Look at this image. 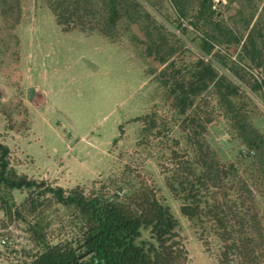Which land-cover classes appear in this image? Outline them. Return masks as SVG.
<instances>
[{"label":"rangeland","instance_id":"rangeland-1","mask_svg":"<svg viewBox=\"0 0 264 264\" xmlns=\"http://www.w3.org/2000/svg\"><path fill=\"white\" fill-rule=\"evenodd\" d=\"M61 1L74 12L75 0H0V142L10 149L11 166L87 192L137 177L170 208L190 264H217L182 215L160 165L173 150L187 148L184 129L197 131L224 161L244 147L211 87L188 109L194 124L180 115L173 91L188 90L198 62L226 61L231 71L213 63L219 76L227 74L242 87L232 98L234 112L264 135V91L249 89L264 79V0H209L204 6L203 0H120L124 9L113 27L106 0L83 1L82 23L73 18L70 27L78 28L68 32L50 6ZM204 41L214 44L209 56L201 52ZM147 115L156 116L158 129L141 135L143 125L134 120ZM12 197L20 205L27 192ZM259 207L264 224V201ZM142 234L148 239L146 230ZM5 238L27 246L23 225L0 208V264H14L15 250L1 245Z\"/></svg>","mask_w":264,"mask_h":264},{"label":"trees","instance_id":"trees-1","mask_svg":"<svg viewBox=\"0 0 264 264\" xmlns=\"http://www.w3.org/2000/svg\"><path fill=\"white\" fill-rule=\"evenodd\" d=\"M83 1L90 3L75 0L74 12L65 9L64 1L50 4L64 32L78 28L70 24L76 22L73 18L81 21L78 5ZM207 1L203 0V6ZM104 2L108 24L113 27L123 3ZM178 26L182 28L181 22ZM248 41L252 43L251 33ZM213 49L214 44L204 41L201 52L209 56ZM241 50L248 55L246 46ZM249 53L253 61L255 50ZM211 61L198 62L188 90L173 91L180 115L194 124L195 116L187 115L188 109L211 87L217 107L225 109L244 151L234 160L224 161L197 131L184 129L187 148L173 150L160 165L161 174L205 253L217 264H263L264 224L259 204L264 201V135L234 112L232 98L242 87L227 74L219 76L214 67L217 63L231 71L227 62ZM234 76L243 81L236 72ZM249 89L252 93L264 91V79L254 80ZM134 122L143 125L141 135L158 129L156 116ZM9 155L10 149L0 142V208L11 222L23 225L30 243L12 252L14 264H190L177 220L147 182L129 176V181L112 180L109 186L103 184L89 192L81 186L64 189L18 173ZM14 191L27 192L20 205L13 201ZM142 230L148 232V239L143 238Z\"/></svg>","mask_w":264,"mask_h":264},{"label":"built area","instance_id":"built-area-1","mask_svg":"<svg viewBox=\"0 0 264 264\" xmlns=\"http://www.w3.org/2000/svg\"><path fill=\"white\" fill-rule=\"evenodd\" d=\"M26 244H30L29 241L27 240L26 241ZM1 245L3 246H6V247H9V248H12L14 249L15 251H20L24 246H16V245H13L11 240H9L8 238H5V239H2L1 240ZM232 264H236L235 262H232Z\"/></svg>","mask_w":264,"mask_h":264}]
</instances>
